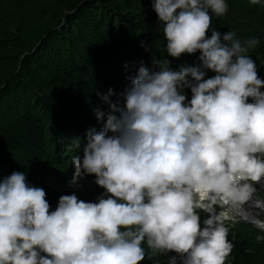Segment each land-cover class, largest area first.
Wrapping results in <instances>:
<instances>
[{
	"label": "clouds",
	"instance_id": "1",
	"mask_svg": "<svg viewBox=\"0 0 264 264\" xmlns=\"http://www.w3.org/2000/svg\"><path fill=\"white\" fill-rule=\"evenodd\" d=\"M152 8L168 57L198 53V65L141 63L115 100L100 95L101 127L72 157L74 182L95 176L105 190L95 202L62 195L51 210L25 172L0 181V264H141L146 247L168 264H226L231 227L264 231V79L249 55L259 40L211 27L226 0Z\"/></svg>",
	"mask_w": 264,
	"mask_h": 264
},
{
	"label": "trees",
	"instance_id": "2",
	"mask_svg": "<svg viewBox=\"0 0 264 264\" xmlns=\"http://www.w3.org/2000/svg\"><path fill=\"white\" fill-rule=\"evenodd\" d=\"M226 2L225 17L210 11L211 27L234 31L241 40L258 39L249 55L264 79V2ZM152 3L0 0V181L25 172L30 184L46 191L51 210L62 195L95 202L105 191L95 176L74 182L72 163L73 156L83 157L87 130L101 127L95 109L108 111L100 95L112 89L115 100L141 63L150 70L166 59L174 70L199 63L198 53L168 57ZM228 239L233 250L226 264H264V231L238 223ZM170 255L146 247L141 264H168Z\"/></svg>",
	"mask_w": 264,
	"mask_h": 264
},
{
	"label": "rangeland",
	"instance_id": "3",
	"mask_svg": "<svg viewBox=\"0 0 264 264\" xmlns=\"http://www.w3.org/2000/svg\"><path fill=\"white\" fill-rule=\"evenodd\" d=\"M258 192L262 197H264V188H259Z\"/></svg>",
	"mask_w": 264,
	"mask_h": 264
},
{
	"label": "water",
	"instance_id": "4",
	"mask_svg": "<svg viewBox=\"0 0 264 264\" xmlns=\"http://www.w3.org/2000/svg\"><path fill=\"white\" fill-rule=\"evenodd\" d=\"M246 223V222H245ZM247 225H249V226H253V225H251V224H249V223H246Z\"/></svg>",
	"mask_w": 264,
	"mask_h": 264
}]
</instances>
